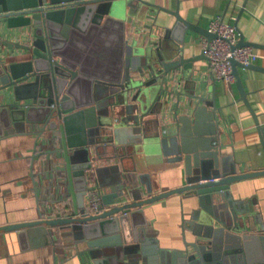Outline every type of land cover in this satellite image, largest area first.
<instances>
[{"label": "water", "instance_id": "1", "mask_svg": "<svg viewBox=\"0 0 264 264\" xmlns=\"http://www.w3.org/2000/svg\"><path fill=\"white\" fill-rule=\"evenodd\" d=\"M138 3L174 16L162 34L150 28L144 44L126 39L131 17L146 18ZM187 30L207 39L215 36L184 18L178 7L145 0H0V136L33 126L31 133L37 138L32 162L44 156L43 167L30 173L34 192L38 198L37 180L51 173V181L42 188L60 195L58 200L42 199L46 205L56 203L54 215L48 216L52 210L38 204V218L0 225V232L15 230L24 246L32 236L46 235L45 240L54 243L52 228L59 236L69 230L74 242L82 245L75 252L80 264H264V228L251 232L250 208L231 192V184L263 176L264 167L241 172L224 162L214 88L211 96L205 94V86V96L181 90L193 61L207 59L203 49L184 56ZM237 30L234 47H264ZM230 59L240 99L263 139L264 124L249 103L238 69L264 72V65ZM153 113L170 118L174 132L159 146L183 169L180 186L157 193L145 179L147 173L139 175V185L115 160L119 146L145 145L143 120ZM101 136L108 139L102 141ZM107 172L110 177L103 182ZM89 173L103 190V206L95 213L85 209ZM172 194L190 204L188 218L180 205V249L159 248L146 232L145 206ZM68 198L72 208L61 211Z\"/></svg>", "mask_w": 264, "mask_h": 264}, {"label": "crops", "instance_id": "2", "mask_svg": "<svg viewBox=\"0 0 264 264\" xmlns=\"http://www.w3.org/2000/svg\"><path fill=\"white\" fill-rule=\"evenodd\" d=\"M145 1L170 9L178 7L179 13L184 18L205 28H208L210 20L220 15L224 21L235 22L243 32L244 39L264 43V0ZM137 5L146 18L139 20L131 17V22L127 23L126 28L128 43H147L150 28H153L154 33L162 34V28L172 25L174 16L166 11L148 4L138 3ZM199 35L190 30L185 33L182 43L185 57L201 52ZM11 39L17 40L16 37ZM254 49L264 53V47H254ZM18 58L19 56L11 59ZM192 64L193 69L191 73L188 72V75L185 72L188 79L185 76L181 80L180 88L186 92L195 91L204 95L205 86V94L208 96H211V88H214L216 104L220 107L224 162L235 164L241 172L262 169L264 167V137L261 139L253 115L245 102L240 99L236 85L228 88L222 81L215 80L210 74L209 60L205 58H199ZM259 64L264 65V62ZM238 71L249 103L262 125L264 124V72L244 67L239 68ZM143 121L142 135L145 136V145H139L136 148L132 145H126V148L119 146L115 160L122 162V165L131 171L139 185H141L138 181L139 175L147 173L148 177L145 179L152 184L154 193L180 186L183 183L182 164L172 162L168 158L171 156L165 154L159 146L161 140L174 132L170 118L153 113L145 116ZM21 130L16 133L10 129L9 134L0 136V225L36 219L40 212L38 204L46 205L43 203V198L51 197L50 200L60 198L55 190L42 188V184L51 181L53 177L51 173L46 179L37 180L39 185L37 198L30 173L32 171L37 173L43 167L44 156H36L32 162L37 137L31 131H35V128L33 126L28 128L26 125ZM107 137L101 136L100 139L104 141L108 139ZM40 142L39 139L38 149ZM49 167L51 164L47 165V168ZM109 177V172L104 173L103 182H106ZM231 192L235 199L241 201V204L249 206L253 228L251 232L256 233L264 228V175L249 177L231 184ZM181 203H183L184 217L188 218L189 200L182 199L180 194L169 195L145 206L148 220L146 232L156 240L159 248L180 249L183 246ZM55 204H47L46 208L49 210L50 207H55ZM62 204L66 206V209H62ZM61 205L57 206H61V211L70 210L71 198ZM48 216H51L50 212ZM255 216L259 219L254 218ZM51 230L55 235L54 243L45 240L48 238L46 235L32 236V238H26L24 246L15 230L1 231L0 264H80L75 252L82 245L74 242L69 230L61 236L56 234L55 228ZM185 233L188 240L193 239L188 229H185Z\"/></svg>", "mask_w": 264, "mask_h": 264}, {"label": "built area", "instance_id": "3", "mask_svg": "<svg viewBox=\"0 0 264 264\" xmlns=\"http://www.w3.org/2000/svg\"><path fill=\"white\" fill-rule=\"evenodd\" d=\"M208 30L215 33V36L207 39L199 35V43L204 50V54L210 63V74L215 80L222 81L228 88H231L236 81L232 73L231 59L234 58L244 64H259L264 62V53L258 52L251 45L234 47L238 43L239 33L236 24L224 21L219 15L208 23ZM103 190L98 185L92 173L87 175V187L85 194L86 212L95 213L102 208ZM46 208V205H43ZM51 215L57 211L55 207H50Z\"/></svg>", "mask_w": 264, "mask_h": 264}]
</instances>
